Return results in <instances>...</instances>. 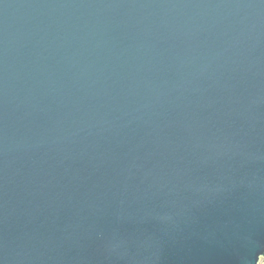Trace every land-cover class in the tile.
Listing matches in <instances>:
<instances>
[{
    "label": "water",
    "instance_id": "obj_1",
    "mask_svg": "<svg viewBox=\"0 0 264 264\" xmlns=\"http://www.w3.org/2000/svg\"><path fill=\"white\" fill-rule=\"evenodd\" d=\"M264 0H0V264H260Z\"/></svg>",
    "mask_w": 264,
    "mask_h": 264
},
{
    "label": "built area",
    "instance_id": "obj_2",
    "mask_svg": "<svg viewBox=\"0 0 264 264\" xmlns=\"http://www.w3.org/2000/svg\"><path fill=\"white\" fill-rule=\"evenodd\" d=\"M260 264H264V260Z\"/></svg>",
    "mask_w": 264,
    "mask_h": 264
}]
</instances>
